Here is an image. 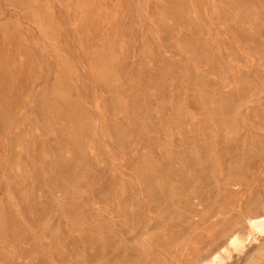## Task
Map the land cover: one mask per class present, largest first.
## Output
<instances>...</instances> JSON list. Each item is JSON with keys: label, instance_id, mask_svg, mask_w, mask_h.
<instances>
[{"label": "rangeland", "instance_id": "rangeland-1", "mask_svg": "<svg viewBox=\"0 0 264 264\" xmlns=\"http://www.w3.org/2000/svg\"><path fill=\"white\" fill-rule=\"evenodd\" d=\"M263 211L264 0H0V264H199Z\"/></svg>", "mask_w": 264, "mask_h": 264}, {"label": "bare ground", "instance_id": "bare-ground-1", "mask_svg": "<svg viewBox=\"0 0 264 264\" xmlns=\"http://www.w3.org/2000/svg\"><path fill=\"white\" fill-rule=\"evenodd\" d=\"M247 236L242 237L233 233L227 240L226 245L222 246L206 260L199 264H223L226 258H231L232 253H241L244 250L245 241H256L257 237H264V211L254 217L246 219Z\"/></svg>", "mask_w": 264, "mask_h": 264}]
</instances>
